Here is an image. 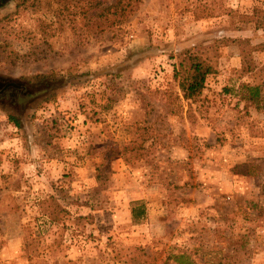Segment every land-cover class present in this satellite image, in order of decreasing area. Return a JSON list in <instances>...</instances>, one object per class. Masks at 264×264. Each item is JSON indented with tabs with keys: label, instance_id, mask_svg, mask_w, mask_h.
Masks as SVG:
<instances>
[{
	"label": "rangeland",
	"instance_id": "374dc122",
	"mask_svg": "<svg viewBox=\"0 0 264 264\" xmlns=\"http://www.w3.org/2000/svg\"><path fill=\"white\" fill-rule=\"evenodd\" d=\"M115 2L0 5V264H264V0Z\"/></svg>",
	"mask_w": 264,
	"mask_h": 264
},
{
	"label": "trees",
	"instance_id": "16d2710c",
	"mask_svg": "<svg viewBox=\"0 0 264 264\" xmlns=\"http://www.w3.org/2000/svg\"><path fill=\"white\" fill-rule=\"evenodd\" d=\"M55 1L67 2L69 0ZM140 2L141 0H116L113 5L104 8L97 16L100 17L99 26L116 25L130 15V13L136 11ZM213 72L214 70L209 64L201 60L198 56L188 53L180 59L178 67L174 70V77L179 82V87L184 94V98L192 100L202 93L208 76ZM50 75L54 76L55 73H51ZM46 76L48 75H41L40 77L45 78ZM248 89L252 95V99L259 97V87L248 86ZM13 120L18 123L15 118H13ZM142 214V211L139 212L138 210L133 209L134 220H139Z\"/></svg>",
	"mask_w": 264,
	"mask_h": 264
},
{
	"label": "flooded vegetation",
	"instance_id": "af4514ba",
	"mask_svg": "<svg viewBox=\"0 0 264 264\" xmlns=\"http://www.w3.org/2000/svg\"><path fill=\"white\" fill-rule=\"evenodd\" d=\"M4 2V0H0V5ZM19 88L16 83L8 82L0 84V99L6 96L7 92L9 93L12 90H17ZM22 96V95H21Z\"/></svg>",
	"mask_w": 264,
	"mask_h": 264
}]
</instances>
